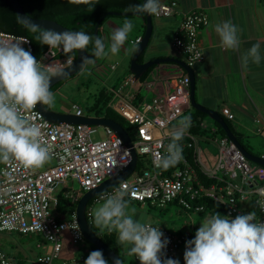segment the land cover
Segmentation results:
<instances>
[{
  "label": "built area",
  "instance_id": "1",
  "mask_svg": "<svg viewBox=\"0 0 264 264\" xmlns=\"http://www.w3.org/2000/svg\"><path fill=\"white\" fill-rule=\"evenodd\" d=\"M159 15L155 19L171 16L176 9V2L162 3ZM208 23L207 16L198 11L185 15L179 23L172 39V48L182 56L181 60L188 67H193L203 60L202 48L198 40V32ZM27 40L23 46L31 49L29 40L0 31V42H15ZM141 37L130 41L138 45ZM60 49H47L40 58L43 65L51 66L53 72L66 68L69 56H59ZM72 58V62H73ZM114 69V66L111 67ZM133 75L125 80L121 89L115 92L118 104L116 113L130 126L134 127L135 140H131L137 161L133 172L123 181L110 189L98 194L86 208V218H91V206L113 194L117 189H123L125 199L139 204L148 203L163 208L175 202L187 212L201 213L204 205H195L197 199L207 198L225 208V214L235 217L251 212L256 222H264V195L259 189L264 188V167L252 165L239 151L236 145L226 137L216 140L218 157L214 167L203 166L198 139L188 131L178 143L182 147V159L171 169L158 167L156 161L167 155V146L171 141L170 133L178 126L176 120L190 108L189 78L185 73L180 77L168 79L161 85L153 86L146 82L147 89L154 93L151 103L139 102L133 104L136 91L133 90ZM130 87L128 92L124 88ZM111 105V104H110ZM73 115L84 116L82 110L71 106ZM31 122L38 124L43 133V139L50 149V159L53 165L46 163L38 168L25 167L16 160L0 161V232H17L19 234H35L48 245L46 251L36 255L32 264H54L61 254L63 244L61 235L67 234L73 246L83 242L75 218V208L66 220H57V198L53 196L59 186L66 182L76 181L81 192L95 189L105 179L113 177L125 169L130 161V152L121 138L110 128L85 124H54L43 117L37 106L25 113ZM221 115L228 122L234 121L230 109H221ZM258 125L257 134L264 135V121L254 119ZM102 128L101 138L92 140L97 128ZM202 127L203 124H202ZM147 147V152L141 149ZM192 149L198 170L208 179L216 183L205 184L189 162L186 150ZM139 156L148 163L141 169L137 168ZM264 160V150L259 155ZM82 193L65 191L64 198L70 203H77ZM252 197L255 211L243 210V202ZM54 209V210H52ZM148 224V223H147ZM169 244L164 249V258L179 259L184 264L183 254L185 242L194 238L192 224L182 233H171L159 225ZM133 259L139 260L133 256ZM78 264H84V257L79 256ZM71 262L77 263L75 259ZM0 264H25L0 250Z\"/></svg>",
  "mask_w": 264,
  "mask_h": 264
},
{
  "label": "clouds",
  "instance_id": "2",
  "mask_svg": "<svg viewBox=\"0 0 264 264\" xmlns=\"http://www.w3.org/2000/svg\"><path fill=\"white\" fill-rule=\"evenodd\" d=\"M90 3L91 0H84ZM136 13L159 15L161 0H143L131 6ZM21 22L35 34L34 39L47 46L51 52L60 49L65 53L85 50L91 44L95 57L118 54L129 39L133 22L125 19L122 26L115 28L106 45L100 36H93L84 30L41 29L25 17ZM220 45L225 49H238L240 45L239 26L231 21L215 25ZM27 40L0 42V161L16 160L25 167L38 168L50 159V149L43 139L41 127L31 122L26 112L41 106H53L55 97L50 90L53 76H62L65 70L53 72L51 66L43 65L31 49H25ZM260 43L253 44L241 57L242 63L259 64L264 56ZM67 64L71 65L69 56ZM191 125V116L181 118L179 125L170 133L171 141L167 155L161 156L156 164L167 169L182 159L183 139ZM226 137V136H225ZM227 138V137H226ZM149 149L144 147L142 152ZM259 158V157H258ZM264 195V188L259 189ZM123 189L110 194L102 205L94 210V223L108 232L115 231L118 241L129 246L127 254L134 256L140 264H180L179 259L164 258V249L169 239L160 227H153L127 214L129 202ZM134 211V210H133ZM194 238L185 242L184 264H264V222H256L253 213L231 218L212 212L199 222ZM84 264H109L101 249L90 251ZM119 264V262H117Z\"/></svg>",
  "mask_w": 264,
  "mask_h": 264
},
{
  "label": "crops",
  "instance_id": "3",
  "mask_svg": "<svg viewBox=\"0 0 264 264\" xmlns=\"http://www.w3.org/2000/svg\"><path fill=\"white\" fill-rule=\"evenodd\" d=\"M171 1H174L177 4L175 12L169 17L159 18L162 19L163 22L153 24L152 38L144 54L143 62L155 58L166 57L180 59V57H177L178 54H176L172 48L171 37H169L168 40L162 37L163 31L166 30L167 35L174 36V32L185 15L192 11L204 13L207 16L208 23L198 32V40L202 48L203 60L192 67L195 76L194 98L197 103L207 109L217 112L223 119L225 118L221 115V109L224 107L229 108L234 115V121L230 122L231 131L237 137H240V139L256 137L261 140V148L258 147L259 152L251 153L254 156L258 155L257 157H259L264 150V135L256 133L258 125L254 122V119L260 118L264 121V59H262L258 65L251 61L245 65L242 63L241 57L257 42L260 43V51L262 56H264V0H161L162 3H169ZM224 21H231L239 26L240 45L238 49L232 50L221 47L220 38L215 31V25ZM108 33L109 32L106 30L105 32L102 31V39L105 43L106 40H109V38H106ZM163 64L175 65L182 72L181 76L185 74V72L176 64ZM167 66L158 68L157 70H159L161 74L173 72V70ZM155 67L156 66H153L152 70ZM165 80L168 79H158L157 86L163 84ZM136 82H139V80ZM133 90L136 91L135 85L133 86ZM138 92H136V94ZM114 99L117 100L118 104V98L113 95L112 101ZM188 109L193 108L190 106ZM187 131L189 132V129ZM220 138L222 137H210L207 139L203 137L201 140L206 143H213L217 149L216 140ZM215 163L216 161L214 162V165ZM214 165L212 167H214ZM245 201L246 204H244V206L252 204V197L250 196ZM65 215L66 214H57V218L59 220H66L67 217H65ZM115 237L118 247H126V249L130 247V245L126 246L119 243L118 235H115ZM37 247L40 250L38 254L35 253V255L33 254L22 260L25 264H32L31 261L33 258L36 255L44 253L48 245L41 238V243L38 244ZM67 251L68 250H66L67 256H64V254L62 255L61 251L60 256L55 260L54 264H78L79 260H77V258L80 254L70 257L67 254ZM83 257L86 258L85 256ZM72 259H75L77 263L71 262ZM135 263L139 264L136 261Z\"/></svg>",
  "mask_w": 264,
  "mask_h": 264
},
{
  "label": "rangeland",
  "instance_id": "4",
  "mask_svg": "<svg viewBox=\"0 0 264 264\" xmlns=\"http://www.w3.org/2000/svg\"><path fill=\"white\" fill-rule=\"evenodd\" d=\"M133 22V30L129 35V39L125 42V44L121 47L118 54L109 55L107 57H98L93 61L86 63L85 66L81 69V71L72 79L67 80L63 83L59 82L57 84V89L53 92L55 97V102L53 106L49 107V109L61 112V113H72L71 106H78L84 116H93V113L89 111L90 107L96 101V99H100V102L104 99H107L110 94L114 95L115 92L119 91L121 87L124 85L126 79H128L131 75L129 72V64L132 58L133 53L136 50L137 45H133L130 41H133L138 37H142L143 29L142 22L140 18L135 17L132 19H128ZM124 20H111L104 25V29L108 31V35L106 38V45L110 42V35L112 31L122 26ZM159 22H163L162 19H153V24H158ZM163 38L169 39L170 35H167V31H163ZM183 58L182 56H178ZM168 65V66H167ZM161 64L156 66L152 72L148 75L146 81L143 83L136 82L134 85L136 86V92L139 91V99L142 103H151L154 94L151 93L146 86V82L151 83L153 86L157 85V80L166 78V79H174L176 77L181 76L182 72L175 65L170 64ZM111 66H114L115 69H111ZM171 68L173 72L161 74L158 68L165 67ZM130 87L124 88V92H128ZM111 102V103H110ZM108 107L115 112V107L117 104V100L112 98L110 99ZM111 104V105H110ZM133 104L135 106H139V101L134 100ZM140 107V106H139ZM193 109H188L184 112V114L178 119L176 124L179 125L181 118L185 115H190L193 113ZM121 118V117H120ZM203 125L207 129L214 128V123L207 116L203 118ZM123 129L127 131L131 140H135L134 136V127L130 126L125 120L123 124ZM103 129L97 128L96 134L92 135V140L97 141L101 138ZM242 145L247 149V151L251 152H259V148H261L260 143L261 140L256 137H247L241 138ZM199 146L201 148L202 153L200 154L201 162L207 169H210L214 165V162L218 157V150L215 148L213 143L204 142L203 140L199 141ZM262 151V150H261ZM259 154V153H258ZM139 168L141 169L145 167L146 163H148V157L143 159V157L139 156ZM53 161L48 160L46 162V166L53 165ZM65 191L68 192H78L82 193L76 181L71 182L68 180L65 186H59L54 192L53 196L57 198V200L62 202L63 210L66 214L67 211L70 210L68 205L69 201L64 198ZM107 198L101 200L98 203H93L91 206V223L92 225H96L94 223V210L98 208L100 205L104 203ZM127 200V199H126ZM129 207L126 210L127 214L132 215L134 219H140L144 223H148L151 225H159L165 230L177 234L182 233L192 224L194 227V233L199 228V222L209 216L212 212H218L221 215H225V213L217 210H205L202 213H196L194 211L185 212L178 205L167 204L165 207L160 208L156 206H152L148 203L139 204L136 202L129 201ZM54 210V209H52ZM134 210V211H133ZM68 212L65 217L68 218ZM232 218V217H231ZM102 230V229H101ZM102 232L108 233L106 229L102 230ZM115 235L117 233L113 231ZM62 237V255L67 254L70 257H74L80 254L81 257H87L89 250L83 241L79 245L73 246L67 234L61 235ZM41 243V238L35 234H19L17 232H0V250L6 253L8 256L17 259L24 260L28 256L38 254L40 251L37 247L38 244ZM118 253L122 259V264H136L133 256L127 254V249L118 248ZM85 259V258H84Z\"/></svg>",
  "mask_w": 264,
  "mask_h": 264
},
{
  "label": "trees",
  "instance_id": "5",
  "mask_svg": "<svg viewBox=\"0 0 264 264\" xmlns=\"http://www.w3.org/2000/svg\"><path fill=\"white\" fill-rule=\"evenodd\" d=\"M20 3L23 11L30 17L33 18H40V19H47L51 21H55L58 24L68 28L69 30H84L90 34L93 35L94 26L96 22L101 19L100 22V28L101 31L98 32V36L102 38V31L105 32L104 25L111 21V20H125V19H132L135 17H114L107 15L108 12H133L131 9V6L141 4L143 3L142 0H91L90 3H85L84 0H18ZM154 17H152V22ZM142 29L143 32L145 30V24L144 21H142ZM0 31L8 34H12L17 37H25L29 40L31 46H32V54L36 58H40L42 54L48 49L47 46L41 45L38 41L34 39L35 34L32 33L25 25H23L16 17L10 3L8 0H0ZM108 32V31H107ZM92 45L90 44L88 46V49H85V51L88 54H93L91 51ZM147 48L140 54L138 57V62L143 63V57L146 52ZM62 57L71 56L73 59H75L76 52L73 50L72 53H65L62 51V53L59 55ZM94 60V59H93ZM91 60V61H93ZM153 68V67H152ZM150 68L146 73L143 74V76L140 78L139 82L143 83L146 81L149 72L152 70ZM79 73V72H78ZM77 73V74H78ZM74 76L63 80L61 83L72 79ZM59 85V84H57ZM57 85H54L50 90L54 92L57 89ZM139 92L135 94V99L140 102L139 99ZM113 97V95L110 94V96L107 99H104L102 103L100 102V99H96V101L93 103V105L90 107L89 111L93 113L96 117H104L107 119H111L115 121L116 123L120 124L123 127L124 120L120 118L115 112H113L109 107L108 104L110 102V99ZM134 101V100H133ZM191 116V125L189 127V133L193 136H195L198 141L201 140V138H216L218 136L225 137V133L222 130V128L215 122L214 123V129H207L205 127H202L203 124V118L206 116L203 113H200L196 110L193 111ZM227 126L231 129L230 122L226 121L224 119ZM238 142L242 145L240 137H237ZM243 146V145H242ZM244 147V146H243ZM245 148V147H244ZM246 149V148H245ZM247 150V149H246ZM249 153H252L251 150ZM186 154L188 157L189 164L195 168L198 177L201 181H203L205 184H213L216 183V180L208 179L206 178L200 170H198L197 163L194 160V154L192 149L186 150ZM258 156V155H256ZM252 165H256L252 163ZM258 166V165H256ZM176 165L171 166L169 168L173 169ZM139 168V160L137 162V170ZM100 195V194H99ZM176 202V201H175ZM175 202L170 204H175ZM246 201L243 202V210H251L255 211V206L252 204L245 205ZM92 203V199L89 201L88 206H90ZM195 205H204L205 210H219L223 213H225V208L222 205L215 204L214 202L208 200L207 198H201L197 199L196 202H193ZM62 202L58 201V204L56 206V212L57 214H65L62 206ZM70 210L67 211L68 214H70L75 206L76 203H68ZM245 207V208H244ZM204 210V211H205ZM187 212L186 210H184ZM203 211V212H204ZM66 212V214H67ZM202 213V212H201ZM200 214V213H199ZM226 215V214H225ZM235 218V217H233ZM57 220H59L57 218ZM87 220L90 224L91 229L94 231L96 236L103 241L108 247H110L115 253H118V245L116 242V237L113 232L105 233L102 232V230L97 227L96 225H92L91 218L87 217ZM89 250L92 251L96 249L92 245H90L88 242L83 240ZM105 258L108 260L109 264H112L110 260L107 258V256L104 254ZM120 257V255H119ZM121 259V257H120ZM122 262V259H121Z\"/></svg>",
  "mask_w": 264,
  "mask_h": 264
},
{
  "label": "water",
  "instance_id": "6",
  "mask_svg": "<svg viewBox=\"0 0 264 264\" xmlns=\"http://www.w3.org/2000/svg\"><path fill=\"white\" fill-rule=\"evenodd\" d=\"M17 19L21 22L20 17L23 16L26 19H29L31 23L38 25L41 29H52L55 31H63L69 30L68 28L58 24L55 21L33 18L28 16L22 9L18 0H8ZM143 1V0H142ZM109 16L114 17H138L140 20L144 21L145 30L141 37L140 43L137 45L135 52L132 55L130 64H129V72L133 75L134 81L140 80L144 73H146L153 66H157L163 63H173L178 65L189 78V103L191 108L194 110L205 114L209 119L213 122L217 123L225 133V136L232 141L239 151L245 156V158L254 164L260 165L264 167V160L259 159L257 156L249 153L237 140V136L230 130V128L225 123L224 119L215 111L210 110L197 103L194 98L195 91V76L193 68L188 67L183 60L174 58V57H166V58H155L152 60L145 61L143 63H139L138 57L140 54L149 46V43L153 34V22L151 15L145 13H136V12H113L110 11L107 13ZM101 19H99L93 31V36H98V32L101 31L100 28ZM22 23V22H21ZM25 25L24 23H22ZM76 56L71 65L67 66L64 69V74L62 76H53L50 84L52 88L57 83L66 80L78 72L85 66V64L95 57L93 54H88L85 50H75ZM60 71V70H59ZM58 72V71H57ZM38 111L43 115L45 119L54 124H85L91 126H104L113 130L123 141L124 144L130 149V161L125 169H123L117 175L105 179L100 185H98L95 189H91L80 197L75 207V218L77 221V225L79 231L83 237V239L88 242L90 245L95 247L96 249H101L103 253L107 256L112 264H122L121 259L117 253H115L110 247H108L103 241H101L94 231L91 229L90 224L86 218V208L91 199H93L98 194L110 189L111 187L117 185L121 181L125 180L134 170L136 166L137 157L134 150L131 148L130 138L127 132L123 129V127L116 123L115 121L107 118H98V117H90V116H81L77 117L73 114L67 113H57L47 107V105L41 106L37 105Z\"/></svg>",
  "mask_w": 264,
  "mask_h": 264
},
{
  "label": "flooded vegetation",
  "instance_id": "7",
  "mask_svg": "<svg viewBox=\"0 0 264 264\" xmlns=\"http://www.w3.org/2000/svg\"><path fill=\"white\" fill-rule=\"evenodd\" d=\"M89 62H91V61H89ZM89 62H87V63H89Z\"/></svg>",
  "mask_w": 264,
  "mask_h": 264
},
{
  "label": "bare ground",
  "instance_id": "8",
  "mask_svg": "<svg viewBox=\"0 0 264 264\" xmlns=\"http://www.w3.org/2000/svg\"><path fill=\"white\" fill-rule=\"evenodd\" d=\"M151 18H152V15H151Z\"/></svg>",
  "mask_w": 264,
  "mask_h": 264
}]
</instances>
